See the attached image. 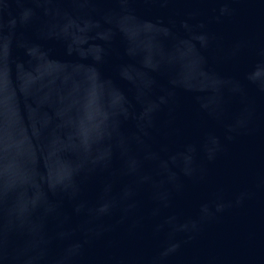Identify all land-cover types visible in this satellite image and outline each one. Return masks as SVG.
<instances>
[{
	"label": "water",
	"instance_id": "95a60500",
	"mask_svg": "<svg viewBox=\"0 0 264 264\" xmlns=\"http://www.w3.org/2000/svg\"><path fill=\"white\" fill-rule=\"evenodd\" d=\"M0 264H264V0H0Z\"/></svg>",
	"mask_w": 264,
	"mask_h": 264
}]
</instances>
